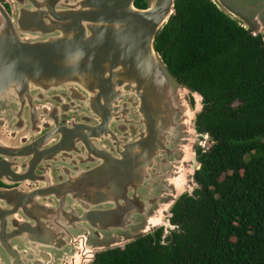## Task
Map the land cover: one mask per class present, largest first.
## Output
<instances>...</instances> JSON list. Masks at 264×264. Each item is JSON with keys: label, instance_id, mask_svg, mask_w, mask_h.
<instances>
[{"label": "water", "instance_id": "95a60500", "mask_svg": "<svg viewBox=\"0 0 264 264\" xmlns=\"http://www.w3.org/2000/svg\"><path fill=\"white\" fill-rule=\"evenodd\" d=\"M210 1L264 44V0ZM174 12V0H0V231L15 226L17 264H97L170 236L206 137L202 96L154 46Z\"/></svg>", "mask_w": 264, "mask_h": 264}, {"label": "trees", "instance_id": "16d2710c", "mask_svg": "<svg viewBox=\"0 0 264 264\" xmlns=\"http://www.w3.org/2000/svg\"><path fill=\"white\" fill-rule=\"evenodd\" d=\"M155 39L171 74L202 96L198 184L160 230L97 264H264V44L210 0H174Z\"/></svg>", "mask_w": 264, "mask_h": 264}, {"label": "flooded vegetation", "instance_id": "af4514ba", "mask_svg": "<svg viewBox=\"0 0 264 264\" xmlns=\"http://www.w3.org/2000/svg\"><path fill=\"white\" fill-rule=\"evenodd\" d=\"M5 10H7L6 5L3 4ZM4 186L7 187V184H2L0 182V188ZM2 206V202L0 200V207ZM14 227L12 225H8L5 229V232H10L9 236L3 238V235L0 231V264H17V257L14 255V246L13 243V233Z\"/></svg>", "mask_w": 264, "mask_h": 264}, {"label": "rangeland", "instance_id": "374dc122", "mask_svg": "<svg viewBox=\"0 0 264 264\" xmlns=\"http://www.w3.org/2000/svg\"><path fill=\"white\" fill-rule=\"evenodd\" d=\"M201 143H203V148H205L206 146H207V144H208V142H207V138L205 137V138H203L202 140H201ZM200 147V146H199ZM170 219H171V217H170ZM170 221V224L171 225H173V228H172V230H170L169 232H170V237H171V234L172 233H174V231L177 229V223H172L171 222V220H169Z\"/></svg>", "mask_w": 264, "mask_h": 264}, {"label": "built area", "instance_id": "2783aa9c", "mask_svg": "<svg viewBox=\"0 0 264 264\" xmlns=\"http://www.w3.org/2000/svg\"><path fill=\"white\" fill-rule=\"evenodd\" d=\"M200 148H203V143L200 144Z\"/></svg>", "mask_w": 264, "mask_h": 264}]
</instances>
